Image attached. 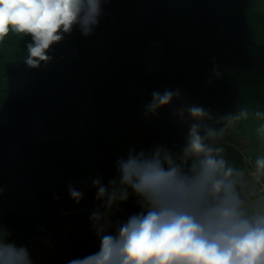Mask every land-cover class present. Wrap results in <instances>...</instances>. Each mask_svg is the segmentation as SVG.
Here are the masks:
<instances>
[{
	"label": "trees",
	"instance_id": "16d2710c",
	"mask_svg": "<svg viewBox=\"0 0 264 264\" xmlns=\"http://www.w3.org/2000/svg\"><path fill=\"white\" fill-rule=\"evenodd\" d=\"M102 31L105 52L89 51L84 42ZM62 35L47 52L51 59L38 67L25 62L31 36L10 33L0 42V186L2 179L7 183L0 189V235L9 243L27 248L37 240L38 227L44 226L65 241L70 260L98 252L95 231L87 238L62 234L60 226L70 223L72 215L60 212L63 201L52 200V194L64 196L65 165L46 171L67 161L71 186L83 194L79 203L75 201L77 209L103 208L104 202L96 199L98 189L82 169L84 155L102 152L98 178L110 188V163L118 144H112V134L120 133L116 135L121 142L128 134L138 137L135 154H151L159 141L181 142L190 126L177 107H188L194 100L222 94L223 102L193 105L218 120L246 109L249 117L238 122L247 132L253 163L264 153L256 126L246 128L255 119L260 124L255 112H264V0H101V15L90 34L84 35L77 24ZM158 40L162 63L156 71L149 72L136 51L127 60L123 48L117 47ZM165 90H179V98L146 114L153 92ZM80 109L87 112L80 139L44 140L62 113ZM13 183L22 192L17 197L10 191ZM25 197L34 200L25 206L20 201ZM137 201L129 189L128 200L120 204L138 210ZM123 217L111 210L109 219Z\"/></svg>",
	"mask_w": 264,
	"mask_h": 264
},
{
	"label": "clouds",
	"instance_id": "9594fccd",
	"mask_svg": "<svg viewBox=\"0 0 264 264\" xmlns=\"http://www.w3.org/2000/svg\"><path fill=\"white\" fill-rule=\"evenodd\" d=\"M101 0H0V42L11 33L31 36L26 63L38 67L51 58L50 47L63 39L74 25L88 35L98 24ZM218 75V73H217ZM179 98V90L153 92L146 114ZM191 124L179 156L164 147L151 154L129 153L117 162L119 182L110 188L99 178V209L90 216L100 239L99 251L67 264H264V153L252 168L237 167L226 159L220 143L236 122L247 119L242 109L216 120L200 106L186 109ZM256 129L264 141V112ZM259 185V187H257ZM129 189L138 197L142 211L126 222H117L109 233L114 205L126 202ZM77 203L83 194L69 187ZM0 264H33L28 249L9 243L0 235Z\"/></svg>",
	"mask_w": 264,
	"mask_h": 264
},
{
	"label": "rangeland",
	"instance_id": "374dc122",
	"mask_svg": "<svg viewBox=\"0 0 264 264\" xmlns=\"http://www.w3.org/2000/svg\"><path fill=\"white\" fill-rule=\"evenodd\" d=\"M105 44H106V33L104 31H102L98 35L97 38L84 42L85 47L89 51H92V50H95L98 48H102V53L105 52V48H104ZM120 46L123 48V49L121 48L122 51H125V58L127 60L130 59V57H131L130 54L132 52L136 51L137 55H138V59L141 61V63L144 65V67H146V69L149 72L150 71H156V70H159L161 68L162 42L160 40L151 42L147 46L141 45L139 47H137V46L128 47L126 45L119 44L117 47H120ZM118 49L115 51L116 52L119 51ZM105 59H107V56H105ZM126 59H124V60H126ZM114 72L116 73L117 69ZM117 76L120 79H123V77L120 76L119 74ZM212 84H215V87L218 86V83L215 81H212ZM181 95L183 96V93H181ZM212 100H215L214 103H219V102H223L225 100V98L222 94L221 95L219 94V95L215 96L214 98H212L210 96H206L205 98H203V100L202 99L194 100L193 104L188 105V107L193 106L195 104L198 105L199 103L200 104L201 103L211 104ZM186 109H187V107H186ZM86 114H87V112L84 109L76 110L74 112L66 111V112L62 113L60 116V120L58 121L57 124L52 125V127L49 129V131L45 135L44 140L58 139L62 136H71L75 140L80 139V136H82L83 135L82 133L84 132V130H86L83 126V124L85 122ZM216 120H218V119H216ZM216 120L205 121V122L212 125L213 127H219L220 125L216 123ZM255 120L252 122H249L248 125L246 126V128L253 125V126H256V129H257V127L259 126V123L256 122ZM194 122L195 121L190 120L188 125L191 126V124ZM244 128L245 127H243L240 122H236L231 128L227 129L223 140L220 142L226 148V159H228L230 162L234 163L235 165H237L238 162H240L238 164V166L243 167V168H245V164H244V160H243V154L248 153V148H249V138H248V136H245L247 132L244 130ZM249 128H251V127H249ZM105 133H106V135L109 136L111 132L107 131ZM116 134L119 136L120 133L117 132V133L112 134V135H115L111 139L112 144H116V143H118V144L116 146V150L113 154V158H112V161L110 163V169L112 170V175H113L112 181H116L118 183L120 173L118 171L117 162L121 159H127L130 152L135 154V149H136V146L138 143V137L136 138L135 136L133 137V135L128 134V139L125 142H121L120 140H118L119 137ZM180 137H182V136H180ZM180 137L178 136V138H180ZM186 138H187V136H185L184 138H180L182 141L181 142L179 141L177 143L176 142L174 143L173 142L174 140L173 141L171 140L169 145L167 144L168 142L166 140H163L162 142L159 141V143H157V146L158 147H164V148L168 149L170 152H172L175 156H179L182 147L185 146ZM169 141H170V139H169ZM81 145H85V144H81ZM181 145H182V147H180ZM262 147L264 149V141H262ZM101 155H102L101 151H95V152L86 153L83 157L82 169L84 171L86 179L89 182L90 181L93 182L94 179H97L99 177L100 168H99V164H98V159L101 157ZM1 182L4 184H2V186H0V189H2L1 187H6V184H7V183H5V181L3 179ZM10 183H12V182H10ZM11 186H12V189H10V191L14 197L15 196L17 197L20 195V193H22L20 191L21 190L20 187H18L17 185H14V183ZM47 193H44V195H46ZM85 195H88V194H85ZM23 200H24V205L26 206V202L28 200H34V197H29V198L25 197V199H22V198L20 199L21 202ZM52 200H56L58 203H60L61 201L64 200V196L61 197L57 193L54 192L52 194ZM120 203L114 205L112 208V211L113 210L120 211L121 213H123L127 217H130L133 214H138L142 211V209L131 210L129 208L128 209L122 208ZM62 206H60V212L64 214ZM99 210L101 212L104 211L103 208H99ZM93 212H95V211H90L86 208H79L73 212H70L69 214L72 215V219L73 218L81 219V218H84L86 213H93ZM61 228L63 231L68 230L67 225H62ZM52 251L53 250L43 252L45 257H46V260L43 262V259L37 258L36 264H42V263L43 264H57V262H59L58 260H56V259L53 260L52 258H50L53 255Z\"/></svg>",
	"mask_w": 264,
	"mask_h": 264
},
{
	"label": "crops",
	"instance_id": "0c3cea01",
	"mask_svg": "<svg viewBox=\"0 0 264 264\" xmlns=\"http://www.w3.org/2000/svg\"><path fill=\"white\" fill-rule=\"evenodd\" d=\"M91 214L92 213H86L84 218L81 219L73 218L70 223L64 224L67 225L68 227L67 231H63L60 226L62 234L65 236L71 234L75 238H87L91 236V234L94 231L92 228V221L90 220ZM128 218L129 217L124 215V217L120 220H116V221L111 220L112 227L109 229V233L114 234L117 222L124 223L127 221ZM94 243L95 245H100V239H96ZM27 249L33 264L37 263L36 262L37 258L43 259V262L46 260L44 253L41 251V248L37 243V240L30 241L29 244L27 245ZM52 252L53 255L50 258H52L53 260L55 259L58 260L59 262H57V264H67V262L70 260L68 247L65 246V243L53 249Z\"/></svg>",
	"mask_w": 264,
	"mask_h": 264
},
{
	"label": "built area",
	"instance_id": "2783aa9c",
	"mask_svg": "<svg viewBox=\"0 0 264 264\" xmlns=\"http://www.w3.org/2000/svg\"><path fill=\"white\" fill-rule=\"evenodd\" d=\"M177 113L181 118V120L187 125L189 124V121L192 120L189 117L186 111V107L184 105H180L179 107H177ZM243 160H244L245 168L250 170L253 166V161L250 154L249 153L243 154ZM257 187H259V185H257ZM38 231L39 234L37 236V242L42 252L53 250L56 247L63 245L65 243L63 239L57 238V236L49 228L40 226L38 227Z\"/></svg>",
	"mask_w": 264,
	"mask_h": 264
},
{
	"label": "water",
	"instance_id": "95a60500",
	"mask_svg": "<svg viewBox=\"0 0 264 264\" xmlns=\"http://www.w3.org/2000/svg\"><path fill=\"white\" fill-rule=\"evenodd\" d=\"M181 97H183V96L181 95ZM60 164L65 165L64 174H63L64 200H63L62 209H63L64 214H69L70 212L75 211L77 209V207H76L75 200L72 199L70 194H69V187L71 186V183H70V176H69V165H68L67 161H65V160L58 161L57 163L52 165L46 171V173H48L49 171H51L52 169H54L55 167H57Z\"/></svg>",
	"mask_w": 264,
	"mask_h": 264
}]
</instances>
